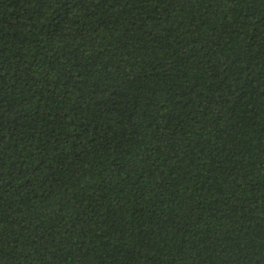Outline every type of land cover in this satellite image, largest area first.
Wrapping results in <instances>:
<instances>
[{"label": "trees", "instance_id": "trees-1", "mask_svg": "<svg viewBox=\"0 0 264 264\" xmlns=\"http://www.w3.org/2000/svg\"><path fill=\"white\" fill-rule=\"evenodd\" d=\"M0 264H264V0H0Z\"/></svg>", "mask_w": 264, "mask_h": 264}]
</instances>
